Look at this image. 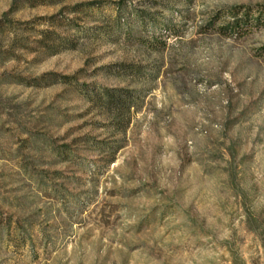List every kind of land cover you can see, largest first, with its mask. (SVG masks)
I'll list each match as a JSON object with an SVG mask.
<instances>
[{
  "label": "rangeland",
  "instance_id": "obj_1",
  "mask_svg": "<svg viewBox=\"0 0 264 264\" xmlns=\"http://www.w3.org/2000/svg\"><path fill=\"white\" fill-rule=\"evenodd\" d=\"M7 13L50 19L75 49L20 53L0 75L76 85L0 84V264H264L246 218H264V0H0Z\"/></svg>",
  "mask_w": 264,
  "mask_h": 264
},
{
  "label": "trees",
  "instance_id": "obj_2",
  "mask_svg": "<svg viewBox=\"0 0 264 264\" xmlns=\"http://www.w3.org/2000/svg\"><path fill=\"white\" fill-rule=\"evenodd\" d=\"M8 14L9 13L5 14L0 20V41L6 40L10 43L8 49L0 51V67L4 65L5 62L18 61L21 58L20 53H40L44 56H53L61 51L75 49V42L59 36L54 28L57 25L54 22H51L50 19L48 20L49 27L46 26L47 28L39 30L34 26H28V24H14L11 19L7 18ZM156 41L149 44L148 48L153 50V45ZM134 73H136V71H134ZM0 84L18 85L25 88H48L57 85L71 87L75 86L76 82L71 77H61L51 73L35 79H28L3 73L0 75ZM86 94L91 95V97L85 95V98L90 102L96 104L102 103L101 106L111 110L128 106L126 101V95H128V93H124L123 95L119 93H117V95H112L105 90H93L92 92H86ZM42 119L44 118L42 117ZM34 140L42 145L45 150H41L40 148H37L38 146H32L30 144L29 147H32L31 149L33 151H45L49 155L60 159L62 162L72 161L74 158L72 154L70 155L67 152L65 147H57L56 145L51 144L49 139L34 138ZM8 156L11 157L12 160H18L17 166L24 176L38 185L43 184L44 179H46V173L36 168L37 164L42 163L40 160L30 157L24 159V156L18 149L12 154H8ZM29 159L31 161H26ZM5 204L11 206L10 203L5 202ZM18 206L21 205L18 204ZM246 218L250 231L261 235L262 239H264V218L260 220L259 217L254 215H247ZM1 229L2 227L0 226V230ZM15 229L17 230V228ZM1 231H3V229ZM262 242L264 246V240Z\"/></svg>",
  "mask_w": 264,
  "mask_h": 264
}]
</instances>
